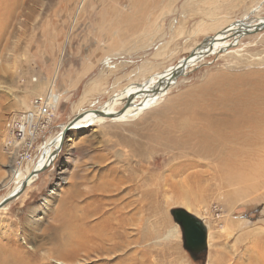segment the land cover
<instances>
[{
    "label": "rangeland",
    "instance_id": "374dc122",
    "mask_svg": "<svg viewBox=\"0 0 264 264\" xmlns=\"http://www.w3.org/2000/svg\"><path fill=\"white\" fill-rule=\"evenodd\" d=\"M256 17H264V0H0V199L16 183L4 129L41 96L35 83L51 84L58 97L42 154V144L81 110L99 109L128 84L173 67L224 25ZM221 48L138 116L71 127L50 165L0 209V264H121L123 254L133 259L122 264H264V30ZM249 118L257 130L245 124ZM234 122L232 131L257 141H240L234 154L236 138L208 143L209 157L181 154L194 151V135H231ZM142 170L152 178L144 190L158 187L160 203L151 209L149 193L143 204L151 210L140 216L134 204L121 206L140 199L144 179L151 182ZM242 172L246 181H234ZM179 209L207 227L206 252L196 259L173 220ZM81 213L84 222L76 219ZM169 224L178 231L169 234ZM75 227L90 237L92 253L63 248ZM110 229L116 248L103 241Z\"/></svg>",
    "mask_w": 264,
    "mask_h": 264
},
{
    "label": "bare ground",
    "instance_id": "6f19581e",
    "mask_svg": "<svg viewBox=\"0 0 264 264\" xmlns=\"http://www.w3.org/2000/svg\"><path fill=\"white\" fill-rule=\"evenodd\" d=\"M263 19H264V17H256V18L251 19V20H248L247 19L248 21L246 19L245 20H241V22L242 21L244 22V23L242 22V24L239 23V22L237 23L235 21V22H230L227 25H224L222 28L218 29L212 36L207 37V39H205V42L204 43H201V44L198 43L197 45L200 44L201 46H198L197 47V45H196L190 51L192 53L190 56H188L189 55L188 54L185 58H183V59L186 60L185 66L187 65L186 67L184 66L185 67L184 70L186 71L188 68L191 67L192 64H196L207 53L210 54L212 52H216L218 50L217 47H222L223 48L225 46L233 45V42H234V44H236L238 35H242L243 36L244 34H247L248 33L247 31H252L253 30L252 28L255 27L256 25H258L259 23H262V20ZM245 21H247V22H245ZM174 72H175V67H168V69H164L160 73L158 72L157 74L155 73V75L151 76L150 78L146 79L145 81H143L140 84L139 83H134V82L131 83V84H128V86H126L124 89H122L121 91H119V92L115 93L114 95H112V97H110L109 100L106 103H104L99 109H96V110H86V111L83 110L84 112L81 110L80 112L77 113V117H75V119L72 121V123L74 122V124H73V126H72L71 129H80V128L87 127L89 125H93V124H97V123H104V122H107V121H111V122L128 121L129 120L128 118L130 117L131 114L138 116L146 108H148L152 103H154L158 98H160L161 96L165 95L168 92V90L173 86V84L175 83L176 80L172 79L171 78V75ZM33 89L34 90L35 89L37 90L36 91L37 96H39V95H41V96L48 95L50 97V100H52V103L53 104H55L57 102L58 97L55 94H52L53 92H52V86H51V84H50V86H48V89H45V88H43V83L39 81V82H37V83L34 84V88ZM138 98L140 99L139 100V103L138 104L133 103V100L138 99ZM124 101H127L128 105H126V107H122V108L119 107L118 105L122 104ZM130 101H132V102H130ZM49 104L51 105V103H49ZM249 119L250 120L248 122L245 121V124L247 126H250V124H251L252 130H254V131L257 130L256 125L258 124V122L255 119H258V117H255V119L254 118H249ZM235 123L236 122H234L230 126V128H231V135H220V136L217 137V139H215L214 137H211V135H194V138H195V148H194V151H191L190 150L188 152H183V153L181 152V154H184V155L185 154H190V155H192L195 152H197L198 155H204L205 157H209V154H208V143H212L213 145H215V148H217L219 146L221 147V146L225 145L226 144L225 141H228V142L229 141H232V138H236V143L233 144V149H230L233 154L237 152L238 146H240V144H238V143H240V141H242L241 143L243 145H245L247 143H250V144L253 143L254 144V140H256V139H252V141H251V140H248L250 138L249 136H248L249 137L248 139L246 138V135H248L249 132L248 133H246V132H238V134H237V132L235 130L232 131L233 128H234V126H235ZM65 125L66 124H64L61 127V130L63 129V127ZM241 125L243 127L244 126V123H241ZM61 130H60V132H58V134L54 138H49L47 141L44 142V144H43L44 147H43V150H42L43 152H42L41 156L39 157V159L36 162H34L30 166H26L25 169H23V170L16 169V172L14 173V176H13L14 179H16V183L12 187V189H10L9 192H7L6 195L3 196L2 199H0V202L5 197L10 196V195H13L14 193H16L19 190V188L21 186V183L24 180L27 181V185H29L32 181H34L37 176H35V175L29 176L30 173L32 171H34V170L39 171L42 167H45L49 162H51V160L53 159V157L57 153H59V150H60V148L62 146L61 144L63 142V137H64L63 134H62V132H61ZM239 131H240V127H239ZM257 132L260 133L259 130ZM243 135H245V136L243 137ZM260 135H261V133H260ZM259 136H257V137L259 138ZM194 138H192V139H194ZM186 141H184V142H186ZM190 141H192V140H190ZM256 141H255V143H256ZM235 144L237 146L234 147ZM228 147H230V145ZM176 148H178V149L181 150V147L180 146L179 147H176ZM179 155H180V153H179ZM137 156L139 157L138 159H141L142 158V155H140V156L137 155ZM187 157L188 156H186V158ZM254 158H255V156L252 157V155L249 157L248 163H246L247 166L251 164V161ZM138 159H137V162H140L141 160H138ZM235 160L236 159H235V156H234L232 163H234ZM231 161H232V157H230L228 159H225V161L223 162V164L224 165H226V164L228 165V164H230ZM169 163H171V160L169 161ZM221 166H222V164H221ZM230 168H231V166H230ZM237 168H240V167L237 166ZM184 169H186V168H184ZM239 170H241V169H239ZM260 170H262V169H260ZM257 171H259V170H257ZM145 172H146V170H142L140 173L143 174V175L141 176L140 174H138V176L140 175L141 178H144ZM253 173H256V170ZM242 174H243V172H242ZM151 175H153V174H151ZM145 176L147 178H149L151 180V182H149V181H147L145 179L144 180L142 179L143 180L142 181L143 183H142V185L139 186V189H138L139 190V193H140V196H139L140 199H138L136 201L131 200V203L130 204L126 202L123 206H121V208L124 209V208L128 207V205L131 206L132 204H134L136 206V208H137L136 210L139 211V213H141L140 216L145 215L146 209H149V206H148V208H145L144 207L143 202L146 199V196H150L149 193L153 192V190H151V189H150L151 191L144 190L145 182H148V183L152 184V178H151L150 174L147 173V174H145ZM153 176L158 177L159 175H156L155 174ZM166 176H168V175H166ZM237 177H240V178L237 179ZM237 177H236V180H234V179L233 180L234 181H238L239 183H242V182L244 183L246 181V178H245V175L244 174H243V177H241V176H237ZM254 178H256V176ZM148 183H146V185H149ZM126 186H127V184H126ZM156 188L159 189L158 187H156ZM157 189H156V191H158V192L154 191L153 192V195H152V201L151 202L153 204V207L151 209H156L158 207L159 203H160V201H159V199H160V193L159 192L160 191L157 190ZM147 190H148V188H147ZM163 193H165V191H163ZM151 209H149V210H151ZM117 211H119V209H117ZM82 215H83V213H81L80 215H78L77 218H76V219H79L80 222H82L83 221V218H84ZM76 219H75V221H76ZM125 225H126V223H125ZM112 228H114V227H112ZM74 229L76 231H73L70 234H68V235L66 234L64 236V239H63V242H62L63 243V246H64L63 248L64 249L70 248V249L81 250V251H86V252H91L92 253V251H93V245L90 244V237L88 235H85V234L81 233L79 227H75ZM97 230L99 231L98 232L99 234L97 233L96 235H100L104 231V229H97ZM121 230H123V229H121ZM113 231L117 233V231H115L114 229L113 230L112 229L107 230V233H106L104 239L103 238L102 239H103L104 242L106 241L105 243L107 245H109L110 247H115L116 248V247H118V241H117L118 239H116L117 238V235ZM166 231L170 234V232L173 233L175 231H178V227L175 226V225L169 224V227H167V230ZM228 234H229V232H228ZM93 235L95 236V233ZM123 235L124 234L122 233L121 236H120V238H123ZM172 236H173V234H172ZM99 242H101V241H99ZM127 242L128 241H126L124 243V246L125 247H127V245H128ZM120 243H121V241H120ZM119 245H122V244H119ZM119 248H120V246H119ZM103 251H104V249H103ZM99 252H101V251H98L97 252V255L98 256H99ZM108 252L109 253L110 252H114V250L113 251L108 250ZM87 256H88V254H87ZM132 256L133 255H131V254H123L122 256H120V258H121L120 259L121 264L123 263V261H127V262L130 263L131 262L130 260L133 259ZM102 257H103V255H102ZM103 258H105V257H103ZM55 259H57V258H55ZM60 259L61 258H59V260ZM62 260L65 261V257H64V259L62 258ZM100 260H101L100 258L97 259V261H100ZM105 260H107V259H105ZM135 260H137V259H135ZM95 261H96V259H95ZM42 264H44V263H42Z\"/></svg>",
    "mask_w": 264,
    "mask_h": 264
},
{
    "label": "built area",
    "instance_id": "2783aa9c",
    "mask_svg": "<svg viewBox=\"0 0 264 264\" xmlns=\"http://www.w3.org/2000/svg\"><path fill=\"white\" fill-rule=\"evenodd\" d=\"M49 103L48 95L33 97L27 109L15 113L8 120L2 147L14 161L13 170H21L38 160L36 157L41 154V140L49 131L55 109Z\"/></svg>",
    "mask_w": 264,
    "mask_h": 264
},
{
    "label": "water",
    "instance_id": "95a60500",
    "mask_svg": "<svg viewBox=\"0 0 264 264\" xmlns=\"http://www.w3.org/2000/svg\"><path fill=\"white\" fill-rule=\"evenodd\" d=\"M245 18V17H244ZM264 20V19H263ZM262 20V23H259L255 27H253L252 31H247L248 33H256L261 30H264V21ZM241 23V21H237V23ZM244 23V22H243ZM207 39V38H205ZM205 39L201 42L204 43ZM192 53L190 52L188 56H190ZM208 54V53H207ZM206 54V55H207ZM186 60L182 59L179 61V63L173 67H175V72L171 75V78L176 80L179 76L183 75L185 73V66ZM185 66V67H184ZM77 117V115H75ZM73 117L64 127L62 130V134L65 135V133L70 130V128L73 126L72 121L75 119ZM41 155V154H40ZM50 165V162L45 166L42 167L39 171H32L29 176H37L39 172L44 171L45 168H47ZM27 185V181L24 180L21 183V186L19 190L14 193L13 195L5 197L1 202H0V209L5 207L10 201L13 199L17 198L21 192L24 190L25 186ZM173 220L178 224L181 230V235H182V241H183V247L184 249L190 254V256L193 259H196V254L202 253V255L205 254L206 249H207V227L203 223L201 219L196 217L195 215L183 211L181 209L179 210H174L172 212Z\"/></svg>",
    "mask_w": 264,
    "mask_h": 264
},
{
    "label": "flooded vegetation",
    "instance_id": "af4514ba",
    "mask_svg": "<svg viewBox=\"0 0 264 264\" xmlns=\"http://www.w3.org/2000/svg\"><path fill=\"white\" fill-rule=\"evenodd\" d=\"M195 256H196V258H198V257L202 256V253L196 254Z\"/></svg>",
    "mask_w": 264,
    "mask_h": 264
}]
</instances>
